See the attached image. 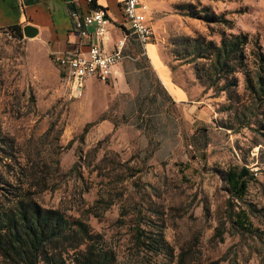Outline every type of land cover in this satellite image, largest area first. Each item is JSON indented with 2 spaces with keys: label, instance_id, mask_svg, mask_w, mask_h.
<instances>
[{
  "label": "rangeland",
  "instance_id": "1",
  "mask_svg": "<svg viewBox=\"0 0 264 264\" xmlns=\"http://www.w3.org/2000/svg\"><path fill=\"white\" fill-rule=\"evenodd\" d=\"M148 3L151 52L186 90L182 101L133 34L114 75L87 78L74 97L42 41L0 27V206L29 187L40 205L85 220L113 264H264V103H252L242 65L221 77L227 68H214L205 46L222 32L248 33L252 70L255 38L264 55V0ZM211 13L232 25L202 18ZM236 165L254 176L243 200L233 199L251 230L228 216L223 176ZM137 225L148 234L161 225L170 252L138 246Z\"/></svg>",
  "mask_w": 264,
  "mask_h": 264
},
{
  "label": "trees",
  "instance_id": "2",
  "mask_svg": "<svg viewBox=\"0 0 264 264\" xmlns=\"http://www.w3.org/2000/svg\"><path fill=\"white\" fill-rule=\"evenodd\" d=\"M24 3L36 0H23ZM90 6L100 7L96 0ZM205 21H219L231 24L232 21L222 14L211 13L203 16ZM229 25V26H231ZM11 29L19 38L23 36L20 25L2 27ZM194 52L204 57L197 39L194 40ZM250 41L246 32L236 34L221 33L219 43L206 42L210 50L211 65L214 68H227L221 77L228 78L238 65H242L245 75V88L252 96L253 104L264 103V55L260 50L258 38L253 41L251 54L254 57V68H245L246 55L244 46ZM220 76V75H218ZM237 85L236 77L228 81ZM246 121L245 125H248ZM253 172L246 165H236L224 172L223 179L230 193L228 201L229 220L240 227L250 229L246 220V210L235 209L233 199L243 200L248 182L253 179ZM248 209L252 210L249 206ZM251 230V229H250ZM224 227L217 228V235H223ZM135 240L153 254L169 253L170 246L164 238L162 226L159 225L153 234L136 226ZM101 238L94 233L89 224L82 218L69 219L57 208H48L39 204L29 187H19L13 198L6 205L0 206V264H113L115 257L110 249L101 245Z\"/></svg>",
  "mask_w": 264,
  "mask_h": 264
},
{
  "label": "crops",
  "instance_id": "3",
  "mask_svg": "<svg viewBox=\"0 0 264 264\" xmlns=\"http://www.w3.org/2000/svg\"><path fill=\"white\" fill-rule=\"evenodd\" d=\"M96 4L105 8L110 18L107 32L100 44L107 51H111L119 38L126 35L127 40L131 35L126 27L119 0H96ZM72 9L85 13L90 10V5L86 0H36L31 3H24L23 0H0V27H23L26 24L35 26L38 33L34 37L42 41L47 51L53 55L85 49L89 39L80 37L72 29V19L69 15ZM153 46L155 45L150 43L145 49L150 53L164 88L173 101H182L188 97L186 90L172 82L169 68L160 57L156 59L152 54Z\"/></svg>",
  "mask_w": 264,
  "mask_h": 264
},
{
  "label": "built area",
  "instance_id": "4",
  "mask_svg": "<svg viewBox=\"0 0 264 264\" xmlns=\"http://www.w3.org/2000/svg\"><path fill=\"white\" fill-rule=\"evenodd\" d=\"M91 3L92 0H86ZM126 27L130 35H135L145 48L154 39L151 23V11L148 0H119ZM72 29L80 37L88 38L85 49L68 51L56 55L59 72L68 80L70 93L81 97L85 91V82L89 77L107 81L114 65L121 62L125 55L126 35L119 38L111 51L101 46L100 41L110 24L108 12L103 7H91L85 13L70 10Z\"/></svg>",
  "mask_w": 264,
  "mask_h": 264
},
{
  "label": "water",
  "instance_id": "5",
  "mask_svg": "<svg viewBox=\"0 0 264 264\" xmlns=\"http://www.w3.org/2000/svg\"><path fill=\"white\" fill-rule=\"evenodd\" d=\"M22 32L24 36L31 38L37 35L38 30L35 26L26 24L22 27Z\"/></svg>",
  "mask_w": 264,
  "mask_h": 264
},
{
  "label": "bare ground",
  "instance_id": "6",
  "mask_svg": "<svg viewBox=\"0 0 264 264\" xmlns=\"http://www.w3.org/2000/svg\"><path fill=\"white\" fill-rule=\"evenodd\" d=\"M149 44H150V43H148V44L146 45V47L149 46Z\"/></svg>",
  "mask_w": 264,
  "mask_h": 264
}]
</instances>
